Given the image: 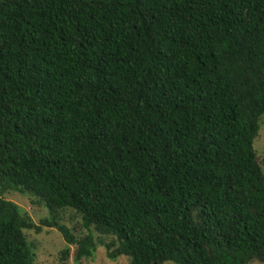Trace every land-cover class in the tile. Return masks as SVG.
<instances>
[{
    "label": "trees",
    "instance_id": "16d2710c",
    "mask_svg": "<svg viewBox=\"0 0 264 264\" xmlns=\"http://www.w3.org/2000/svg\"><path fill=\"white\" fill-rule=\"evenodd\" d=\"M262 115L264 0H0V264L40 230L10 191L63 259L264 264Z\"/></svg>",
    "mask_w": 264,
    "mask_h": 264
},
{
    "label": "rangeland",
    "instance_id": "374dc122",
    "mask_svg": "<svg viewBox=\"0 0 264 264\" xmlns=\"http://www.w3.org/2000/svg\"><path fill=\"white\" fill-rule=\"evenodd\" d=\"M254 150L261 160L264 172V115L259 118L258 135L253 142ZM7 199L15 203L22 212L26 213L33 223L40 227L39 231H25L28 243L33 246L35 264H130L129 258L120 256L112 261L106 257L105 248L97 246L92 257L76 261L73 256L74 246L69 247V253L63 259L61 251L66 247L62 235L54 228L40 225L39 221L49 217L48 210L40 205L31 203L28 195H22L16 191H10L5 195ZM59 222L69 228L73 234L82 236L86 231L81 224V218L73 211H64L59 214ZM98 236V234H95ZM104 238L105 237H101ZM162 264H173L170 261ZM258 264V263H254Z\"/></svg>",
    "mask_w": 264,
    "mask_h": 264
}]
</instances>
